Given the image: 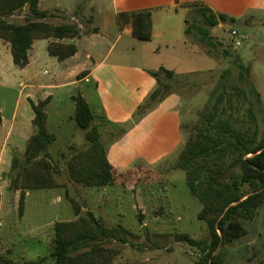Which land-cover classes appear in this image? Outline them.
Here are the masks:
<instances>
[{"label":"rangeland","instance_id":"rangeland-1","mask_svg":"<svg viewBox=\"0 0 264 264\" xmlns=\"http://www.w3.org/2000/svg\"><path fill=\"white\" fill-rule=\"evenodd\" d=\"M64 1L71 9L52 11ZM38 8L50 11L51 16L44 19L48 23L79 27L80 36L71 40L78 52L73 60L59 62L47 54L45 41H36L34 50L28 53L29 65L18 69L12 64L7 43L0 40V256L18 263L44 259L41 264H52V226L55 222L76 218L72 200L80 208L81 215L90 211L106 227L120 226L129 232L125 244L117 240L105 244L119 252L111 264H195L203 256L180 241L179 236L187 235L199 242L207 241L209 237L205 224L197 219L202 205L188 191L184 172L175 169V163L188 138L203 127L202 115L211 111L218 94L223 92L221 84L225 81L220 82V75L231 70L226 81L233 78L235 85L246 89V85L238 80V69L233 66L235 59L249 67L246 77L259 94L260 103L255 104L254 120H250L246 112L248 104L243 103L227 83L221 117H230L231 125L239 131H253L256 126L257 138L264 136V11H240L232 17L234 22L220 23L210 30L215 41L229 49L231 58H223L220 49L208 53L206 47L196 43L200 50L196 44H191L189 58L178 65L162 55L143 58L142 55L146 56L151 48L148 44L129 34L120 33L118 37L107 0H40ZM26 15L24 10L0 17V21L22 24ZM231 30L238 34L239 47L232 43ZM93 35L98 36L86 42ZM100 62L147 66L153 70L166 64L178 74L169 83L170 91L177 92L176 97L181 99H178L180 105L175 102L174 107L171 93L137 122L133 120L138 124L155 112L142 126L141 134L152 136L158 145L157 152L145 157L147 161L142 158L136 163L147 170L128 171L117 178L114 186L95 191L69 179L60 154L64 152L69 156L73 153L71 146L79 151L85 148L83 133L68 120L74 109L70 96L80 95L92 114L100 115L95 84L92 81L76 83L79 71L91 70ZM28 85L35 89L50 86V89L41 94L26 88ZM47 94L52 95V101L45 109L48 115L46 127L56 136L49 150V161L58 166L59 173L53 178L63 187L27 192L21 215L18 208L20 193L9 188L15 176V172H11L13 152L23 158L28 138L33 134L28 122L33 117L31 104ZM229 96L232 97L230 104ZM94 123L100 125L98 119ZM130 126L128 123L118 127L127 131ZM119 128L111 136L108 135L110 128H101L106 152L122 138ZM242 191L250 194L251 189L245 186ZM244 228V236L215 252L220 264H264V206L252 221L244 223Z\"/></svg>","mask_w":264,"mask_h":264},{"label":"trees","instance_id":"trees-1","mask_svg":"<svg viewBox=\"0 0 264 264\" xmlns=\"http://www.w3.org/2000/svg\"><path fill=\"white\" fill-rule=\"evenodd\" d=\"M39 1L0 0L1 18L27 11L22 24L0 21V40L8 44L12 64L18 69H24L28 65V51L37 40H51L46 47L47 54L59 62L73 57L78 52L76 45L62 41L79 37V27L74 24L55 25L44 21L49 13L39 10ZM197 13L205 27L197 29L198 42L208 49V53L220 49L219 53L223 58H231L229 49L215 41L210 35V30L220 23H232L234 19L225 14L216 15L206 7L198 8ZM115 22L119 30L130 25L132 37L150 41L151 10L118 12ZM233 66L238 69V80L246 85V89L235 85L236 80L233 78L226 81V76H231V70H226L220 75V82L225 81V84H221L223 92L218 94L211 111L202 115L203 127L197 129L195 136L188 138L174 167L184 172L188 191L202 205L197 219L205 224L208 232L209 238L203 242L195 241L187 235L179 236L180 241L195 248L203 256L195 264H220L215 252L226 243L244 236V223L252 221L264 206V136L257 138L256 126L253 131H239L231 125L230 117H221L224 115L221 104L227 94L225 89L228 84L235 95L248 104L246 112L250 120H254L255 104L260 103L259 94L246 77L249 67H244L238 59L233 60ZM84 74L81 73L78 78ZM148 74L155 80L156 87L137 108L134 122L172 93L169 82L174 79L173 72L161 67L157 71H149ZM72 100L73 119L79 131L83 133L85 142L83 150L79 151L71 146L73 153L69 156L64 152L60 154L65 171L72 182L84 188L102 189L114 186L117 178L128 171L138 173L147 170L145 167L135 166L123 173L116 172L107 160L101 127L110 128L109 136L119 127L94 116L80 95L73 96ZM231 101L232 97L229 96V104ZM48 102L49 99H46L31 104L34 115L31 121L33 134L27 141L23 158L20 159L16 155L12 158L11 172H15V176L11 179L9 188L20 193L18 208L21 215L27 192L63 187L53 178L59 173L58 166L49 161V150L56 141V136L46 127L47 116L44 107ZM96 119L100 120V125L94 123ZM125 133L126 130L120 129L119 136ZM245 186L251 189L250 194L243 193ZM70 202L76 218L55 222L52 226V264H111L119 252L106 247L105 244L112 240L125 244L129 232L120 226L106 227L104 222L90 211L81 215L78 205L72 200ZM43 261L44 259H39L28 264H41ZM0 264L27 263L14 262L0 256Z\"/></svg>","mask_w":264,"mask_h":264},{"label":"crops","instance_id":"crops-1","mask_svg":"<svg viewBox=\"0 0 264 264\" xmlns=\"http://www.w3.org/2000/svg\"><path fill=\"white\" fill-rule=\"evenodd\" d=\"M76 3H78V1ZM192 3H195V5ZM107 4L109 11L114 18L115 25V15L118 12L151 10V39L150 41H144L151 48L149 53L146 54V56L142 55V57L146 58L149 55H162L167 59H171L173 62L175 61L174 63H178V65L185 61L187 57L189 58L188 54L190 52L191 44L198 43L202 46L197 40V29H203L205 27L201 24V18L197 13L198 8L206 7L216 15L225 14L230 18H234L240 11L244 13L248 11H264V0H107ZM69 9L71 8L68 7L67 1H64L62 6H57L52 11H68ZM43 11H47L49 13L48 16H51L50 11ZM116 28L119 32L118 37H120V33L131 35L130 25H127L123 30H119L117 25ZM98 35L88 37L86 42L94 40ZM71 40L72 39L63 40L62 42L73 44ZM43 41H45L47 47L51 40ZM35 42L36 41L33 42L28 53L34 50ZM198 44L196 45L198 46ZM6 46H8V44H6ZM76 54L65 61L73 60L76 57ZM161 67L173 72L174 79L172 81L178 76V74L166 64H161L153 70L147 66L133 67L121 66L119 64L106 65L104 62H100L91 70L79 71L80 74H85L81 78H77L76 83L92 81L95 84L101 109L100 115L97 117H101L104 121L116 126H124L128 123L131 124L130 129L123 134L120 141L110 145L108 152H106L107 160L118 173L126 172L135 166H141L136 164L139 162V159L141 161L143 160L142 158H144L147 161L145 157L153 156L157 152L158 145L153 141L152 136H142L141 134L142 126L155 114V112L148 114L138 124H134L133 118L137 108L144 103L149 94L156 87L155 80L148 74V72L157 71ZM49 87H39V89H35L33 86H26V88L34 89L35 92H41V94H46L45 91L50 89ZM172 94L173 96L170 98H172L171 100L172 103H174V107L175 102H178L179 106L180 103L178 99L181 98L179 96L178 98L176 97V95L179 94L177 92H172ZM72 97L73 96H70L69 98L73 102ZM46 99H49V102L44 107V112L47 116L48 122V115L45 109L51 103L52 95L47 94L42 100H38V102ZM167 100L165 102H167ZM160 107H162V105ZM33 117L28 119L31 128ZM73 117L74 109L73 113L68 116L70 123L74 122ZM139 130L140 138L138 137ZM103 132L104 131H102V137L104 135ZM13 153L15 155V152ZM94 190L104 191L105 189Z\"/></svg>","mask_w":264,"mask_h":264},{"label":"built area","instance_id":"built-area-1","mask_svg":"<svg viewBox=\"0 0 264 264\" xmlns=\"http://www.w3.org/2000/svg\"><path fill=\"white\" fill-rule=\"evenodd\" d=\"M230 38L232 40L234 47H239L241 45L240 41H238V34L236 33L235 30H231Z\"/></svg>","mask_w":264,"mask_h":264}]
</instances>
